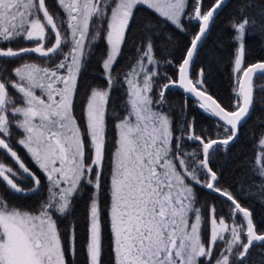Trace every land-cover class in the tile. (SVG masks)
Wrapping results in <instances>:
<instances>
[{
    "label": "snow or ice",
    "instance_id": "6c2138e0",
    "mask_svg": "<svg viewBox=\"0 0 264 264\" xmlns=\"http://www.w3.org/2000/svg\"><path fill=\"white\" fill-rule=\"evenodd\" d=\"M229 3L55 0L52 11L47 0H0V264H77L78 200L86 201L85 264H105V217L112 264H252L253 248L262 250L257 264H264V230L244 203L264 205V124L248 136L252 151L233 184L222 183L215 167L216 155L240 142L256 92H264L256 84L264 58L247 63L249 39L264 42V0H237L226 23L230 50L216 44L227 51L231 103L210 92L206 67L193 73ZM138 14L139 42L114 73ZM176 33L188 39L177 41ZM17 41L31 46L12 47ZM33 55L45 63L24 59ZM93 58L103 87L81 85ZM16 60L23 62L9 71L6 64ZM173 89L182 90L183 103L169 102ZM189 101L212 124L198 128ZM201 192L212 199L202 201ZM34 196L42 198L30 208L10 199Z\"/></svg>",
    "mask_w": 264,
    "mask_h": 264
},
{
    "label": "trees",
    "instance_id": "16d2710c",
    "mask_svg": "<svg viewBox=\"0 0 264 264\" xmlns=\"http://www.w3.org/2000/svg\"><path fill=\"white\" fill-rule=\"evenodd\" d=\"M237 0H230L229 6L221 13V19L218 20L217 27L213 30L212 35H210L207 41L204 42V47L201 49L200 56L193 68V73H195L201 66H204L208 69V84L210 92L218 97L225 105H229L233 100V94L231 92L232 88V78H231V69L227 60V51H219L216 48L217 42L223 43V48L225 50L229 49V36L228 29L226 28L227 17L228 14L234 10ZM258 3L259 0H256ZM206 5L209 3V0H205ZM47 4L52 11H58L55 7V0H47ZM141 22V16L138 14L136 23L133 24L132 30L129 33V40L124 45L122 56L119 62L115 65L114 73L119 72L121 67L126 63L127 59L133 55V41L135 40L137 43L139 42V37L137 35L138 27ZM191 31H195V28H191ZM175 39L177 41H186L188 36L183 33H176ZM250 50L249 55L247 57V63H253L257 59L264 58V42L260 40L259 37L253 36L248 41ZM14 48L31 46L30 44H25L23 41H17L16 43L11 45ZM158 52L157 57L162 61L167 59V52L163 50L164 46L162 42H157ZM66 50V49H65ZM97 55H100L104 52V44L101 41L98 48L96 49ZM177 51V55H178ZM24 59L36 60L38 63L44 64L43 60L38 59L36 56H27ZM23 60H16L11 63H7L6 66L9 68L13 67L15 64L22 63ZM161 70H167L170 74L174 71L172 67L167 65H162ZM101 69L99 64L96 62V59L93 58L91 64L88 65L86 73L81 77V85L85 82H91L94 84H98L101 87L105 85L104 80L99 78ZM7 75V73H5ZM257 85H264V77L258 78L256 80ZM84 93V88H80V94L77 96V103H79L82 95ZM113 103L119 105L120 103V92L113 91L112 93ZM169 102L172 105H178L183 103L184 94L178 89H173L168 93ZM189 115H195L197 119L198 128L208 127L212 124V121L207 119V117L201 113L198 109L192 107L191 101H189ZM179 119V116H177ZM264 124V92L257 91L256 92V105L252 112L251 117L248 120L247 125L242 130L243 134L241 136V140L238 144H236L227 155L223 153H218L215 157V167L222 172L223 180L222 183L233 184L235 179L242 175L244 169L241 166V161L245 158V155L250 154L252 151V144L248 139V136L252 134V131H259V125ZM19 135L18 133L16 134ZM109 137L114 136V129L111 127V122L109 123ZM20 155L24 157L26 161H28V157L25 152L17 148ZM109 150H111V144L109 145ZM190 151L191 148H188ZM105 174V188L107 186V179L110 174V165L108 163L105 164L104 168ZM42 197L34 196L31 199L24 200L20 198H11L12 202L18 206L30 208L34 207L39 203V200ZM201 200H211L212 198L208 196L206 193H200ZM102 202L106 208L107 205V193L105 192L102 197ZM85 200H78L74 205V217L79 218L77 220L78 228V239H77V247H78V256H77V264H85V253L83 250V216L85 213ZM245 205L252 208L254 212V220L257 226L264 230V205L252 200H245ZM73 216H69L67 220H63L61 222V227L65 228L67 225L73 220ZM67 241V236L65 235V242ZM110 233L108 230L107 219L105 217L104 221V262L105 264H112V257L110 253ZM262 250L259 248H253L249 255V260L252 264H257L260 259V252Z\"/></svg>",
    "mask_w": 264,
    "mask_h": 264
},
{
    "label": "rangeland",
    "instance_id": "374dc122",
    "mask_svg": "<svg viewBox=\"0 0 264 264\" xmlns=\"http://www.w3.org/2000/svg\"><path fill=\"white\" fill-rule=\"evenodd\" d=\"M104 47H105V46H104ZM76 114H77V115L80 114L79 103H78V106H77V109H76Z\"/></svg>",
    "mask_w": 264,
    "mask_h": 264
},
{
    "label": "water",
    "instance_id": "95a60500",
    "mask_svg": "<svg viewBox=\"0 0 264 264\" xmlns=\"http://www.w3.org/2000/svg\"><path fill=\"white\" fill-rule=\"evenodd\" d=\"M179 91H181L182 92V90H179ZM183 93V92H182Z\"/></svg>",
    "mask_w": 264,
    "mask_h": 264
}]
</instances>
